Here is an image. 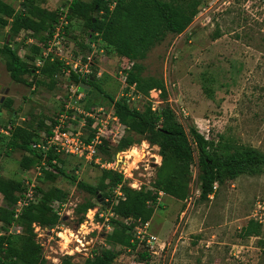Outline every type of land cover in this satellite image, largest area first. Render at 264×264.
Masks as SVG:
<instances>
[{
	"label": "rangeland",
	"instance_id": "rangeland-1",
	"mask_svg": "<svg viewBox=\"0 0 264 264\" xmlns=\"http://www.w3.org/2000/svg\"><path fill=\"white\" fill-rule=\"evenodd\" d=\"M22 1L8 0L15 10L20 9ZM197 1V12L191 24L180 34L164 35L141 61L142 75L162 79L166 100L158 92L160 90H151L149 96L143 98L133 85L122 83L118 70L131 67V64L117 53L104 50L99 54L100 60L91 75L115 99L127 98L133 108L142 109L146 101L157 110L167 104L185 128L192 125L221 151L251 146L264 153V0ZM61 2L34 0L50 11ZM85 37L82 20H72L61 56L65 55L68 61L83 57L89 49L81 46L87 40ZM13 39L14 34L8 26L0 25V47L12 43ZM99 48L100 43L96 42V49ZM15 50L28 65H35L32 46L20 44ZM6 61L7 56L1 55V127L10 126L12 130L22 126L32 133L35 143L41 144L47 135L46 123L56 116L63 98L67 100L68 95L71 97L68 112L76 121L82 111L93 112L102 107L103 119L112 112V105L98 92L90 88L89 93L78 92L71 87L64 63L62 71L54 77L55 84L50 87L49 79L38 72L24 75L22 81H12L5 68ZM77 126L75 122L74 127ZM87 127L83 131L91 135ZM11 130L8 135L0 132V176L20 181L24 186L26 181H34L40 189L57 187L68 193L62 204H51L59 212L56 225L40 226V230L32 226L34 239L41 248L42 264H60L66 251L72 253L70 257L75 264H83L100 249L119 253L112 264H264V166L257 173H245L235 179H225L221 184L215 183L214 194L207 200H200V171L195 152L194 162L186 170L176 162L162 164L159 147L134 133L128 135L133 143L126 150L112 155L111 149L100 148L102 162L116 160L114 168L122 171L126 187L157 194L156 205L147 222L122 219L133 225L130 240L135 243L133 248L110 243L113 227L109 218L119 219L110 216L114 198L111 201L105 197L107 205L100 207L101 200L86 195L63 176L47 180L35 167H25L24 158L28 157V152L7 146ZM124 135L125 132L121 138ZM111 155L110 159H105ZM62 157L58 162L60 167L92 185L99 183L106 169L101 166L102 162L95 164L76 156ZM172 177L184 186V198L158 191L157 183ZM113 190L109 191L110 195L121 192L120 186ZM36 193V200H39L40 194L37 190ZM79 203L82 206L77 207ZM100 211L103 217L98 216ZM93 212H96L94 217ZM251 219L260 225L258 236L243 235L242 228ZM0 233L17 237L22 235V228L14 223L4 230L0 225ZM69 234L84 235L82 241L88 242L87 256L70 252L75 243L69 241ZM146 235L150 241L151 236L156 241L151 250L145 243ZM141 253L146 254L144 259Z\"/></svg>",
	"mask_w": 264,
	"mask_h": 264
},
{
	"label": "trees",
	"instance_id": "trees-1",
	"mask_svg": "<svg viewBox=\"0 0 264 264\" xmlns=\"http://www.w3.org/2000/svg\"><path fill=\"white\" fill-rule=\"evenodd\" d=\"M63 4H65L64 0L60 5ZM59 7L50 11L34 3V0H24L20 9L15 10L13 5L0 0V25L8 26L9 31L14 34L12 43H6L0 47V56H7L5 68L12 81H22L24 75H35L38 72L37 74L44 75L49 79L50 87L55 84L54 77L62 71L63 64L57 59L51 61L50 57L43 58L41 49L46 46L51 37L54 24L59 17ZM197 8V0H72L68 7L69 27L65 31V39H67L71 21L82 20L87 40L100 43L105 51L117 53L121 59L132 62L130 69L122 67L127 73V85H133L135 92L143 98H147L151 90H160L166 100L167 94L162 79L142 75L141 61L146 58L149 50L162 40L164 35L182 33L191 24ZM94 12H97V17L92 22ZM22 31L31 32L27 36L34 40L30 45L34 49V60L41 59L43 61L40 67L28 65L17 54L16 45L24 44L23 41L26 39L17 40ZM84 41L81 46L86 49ZM70 80L75 84L86 83L90 90L101 94L112 105L119 122L125 126V135L120 141L116 145L104 144L99 147V153L100 148H104L106 151L111 149L112 155L118 151L126 150L133 143L128 137L131 133L143 137L150 144L157 145L162 157V164L172 161L188 170L190 164L194 162L193 153L195 152L197 167L200 171V200H207L214 194L215 183L221 184L225 179H235L245 173H257L264 166V153L258 149L243 146L230 152L221 151L214 146L212 141L205 139L192 125L185 128L175 119L173 110L167 104L160 110H152L151 103L146 101L142 109H136L129 105L127 98L115 99L105 91L101 82L94 75L78 78L74 74H70ZM56 117L57 114L51 118L50 122H53ZM90 122L88 119V124ZM42 124L43 122H40V125ZM46 126V134L49 135L51 126L47 123ZM32 143H35L32 133L22 126H15L10 131L7 146L28 152V157L24 158V166L35 167L40 164L43 157L41 150L31 148ZM112 155L105 156V159H110ZM45 158L53 168V171H43V176L47 180L53 179L57 175L63 176L86 195L101 200L100 207H106L105 197L110 198L111 201L113 198L117 199V203L112 205V212L119 219L109 218V223L113 227V233L109 237L110 243L134 248L135 243L130 241L133 225L127 224L122 219L147 222L156 205L157 194L126 187L123 184L121 173L106 169L102 171L99 183L92 185L77 179L60 167L58 162L63 160L62 155H56L52 150H48ZM53 159L56 160V164L51 162ZM118 186H120L123 198L114 195V193L110 195L109 191H114L113 189ZM157 186L158 191L175 198H184L186 195L184 186L178 183L174 177L159 181ZM35 189L40 194L39 200L24 207L20 215L15 218L13 209L16 202L25 193V186L20 181L0 176V194L5 204L0 207L1 227L7 230L11 225L17 223L22 228V235L17 237L0 233V264L17 262L20 264H42L41 248L34 239L32 226L34 223L43 227L56 225L59 216L51 204L54 201L62 204L66 201L68 193L57 187L43 190L36 186ZM80 205L81 203L77 207ZM259 226L257 221L249 220L247 225L242 228L243 235L258 236ZM18 242L21 243L20 246ZM118 255L119 253L113 249H100L94 252L93 257L85 259L83 264H112ZM140 256L144 259L146 254L141 253ZM60 264L75 263L70 256L66 255Z\"/></svg>",
	"mask_w": 264,
	"mask_h": 264
},
{
	"label": "built area",
	"instance_id": "built-area-1",
	"mask_svg": "<svg viewBox=\"0 0 264 264\" xmlns=\"http://www.w3.org/2000/svg\"><path fill=\"white\" fill-rule=\"evenodd\" d=\"M64 2L65 4L59 5V17L54 24L51 37L47 41L46 46L41 49V56L43 58L50 57L51 61L57 59L58 61L64 63L67 66L65 72L69 76L70 74H74L78 78L87 77L88 75H91L93 73V67L97 65L96 62L100 60L99 54L104 53V49L102 47L96 49V42L86 40L83 44L86 45L89 49L83 57H78L75 60L73 59L68 61V58L65 55L63 57L61 56L62 47H64V44L66 43L65 31L69 27V20L67 18L68 7L72 0H64ZM30 33V31H22L18 35L17 40L23 41L26 38L23 41L24 44H33V38L27 36ZM96 53L98 55H96ZM42 64L43 61L41 59H36L35 66L40 67ZM130 64L132 65V62ZM126 68L129 69L130 66H127ZM118 75L121 78L122 83H125L127 73L124 71V69L118 70ZM71 87L75 88V91L78 90L77 84H73V82L71 84ZM63 100L64 102L62 103V108L64 109L61 108L53 122L48 123V125L51 126L50 134L46 135L43 143L31 144V148L39 149L42 151L41 156L43 158L41 159L40 164L35 166L39 174L40 171H53L52 166L46 162L45 158L48 150H52L56 155L76 156L89 163L93 162L95 164H99L100 162H102V157L99 153V147L104 146V144L110 145L116 143L125 132V126L119 122L118 118L114 114L113 107H111V114H108L106 116V119L102 118L103 108L98 107L97 109H94L93 112L82 111L80 119L76 121L74 117H70L68 112L70 109L71 97L68 95L67 100H65L64 98ZM151 109L156 110L153 105H151ZM88 119L91 121L89 124ZM109 120H111V122H109ZM75 122L78 123L77 127H74ZM85 126H88L90 128L92 133L91 135H88L83 131ZM10 129V126H0V132L7 135L9 134ZM115 161L116 160L112 162L104 161L101 163V166L106 168L107 170L117 171L114 168ZM51 162L53 164H56L55 159H53ZM117 172L123 174L120 170ZM35 187L36 186L34 181L25 182V193L23 194L22 198H20L16 202L13 209L15 218L20 215L24 207L28 206L31 202L36 200L37 193ZM115 195L123 198L122 193L119 191H116ZM54 202H56L57 205H60L58 201ZM116 203L117 199L114 200V204ZM57 214H59V212H57ZM95 214L96 212H93L92 217H94ZM97 214L99 217L104 216V213L101 211ZM110 216H113V212ZM105 219L108 220V217L105 216ZM33 226L35 230L41 229L38 224L34 223ZM73 235L74 234H69V241L71 240L75 243L73 250H71L70 252H76L78 254L82 253L83 255L87 256L89 253V249L86 246L88 242L82 241L84 235L75 234L74 240H72L71 236ZM144 238L146 245L150 247L151 250L153 244L156 242L153 241L154 237L151 236L152 241H150L149 235H146ZM64 254H66L67 256H71L72 253L66 251L64 252Z\"/></svg>",
	"mask_w": 264,
	"mask_h": 264
},
{
	"label": "water",
	"instance_id": "water-1",
	"mask_svg": "<svg viewBox=\"0 0 264 264\" xmlns=\"http://www.w3.org/2000/svg\"><path fill=\"white\" fill-rule=\"evenodd\" d=\"M96 14H97V12L93 13L92 22L95 21ZM90 80H92V78H90ZM88 89H89V85H87L86 83H80L79 86H78V91L79 92H88L89 93L90 91Z\"/></svg>",
	"mask_w": 264,
	"mask_h": 264
},
{
	"label": "crops",
	"instance_id": "crops-1",
	"mask_svg": "<svg viewBox=\"0 0 264 264\" xmlns=\"http://www.w3.org/2000/svg\"><path fill=\"white\" fill-rule=\"evenodd\" d=\"M4 1H6V2H8V0H4ZM9 3V2H8ZM10 4H12V3H10ZM5 204H2V195L0 194V207H2V206H4ZM0 225H1V223H0ZM11 226H13V225H11ZM10 226V227H11ZM9 227V228H10Z\"/></svg>",
	"mask_w": 264,
	"mask_h": 264
},
{
	"label": "bare ground",
	"instance_id": "bare-ground-1",
	"mask_svg": "<svg viewBox=\"0 0 264 264\" xmlns=\"http://www.w3.org/2000/svg\"><path fill=\"white\" fill-rule=\"evenodd\" d=\"M143 148H144V146H142ZM136 150V149H135ZM133 151V154L135 153V151L134 150H132ZM136 154V153H135Z\"/></svg>",
	"mask_w": 264,
	"mask_h": 264
}]
</instances>
